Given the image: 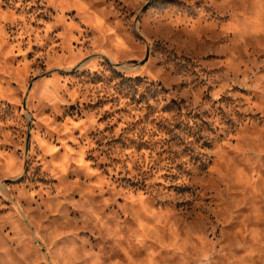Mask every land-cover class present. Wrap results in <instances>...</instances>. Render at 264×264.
Returning a JSON list of instances; mask_svg holds the SVG:
<instances>
[{
  "label": "clouds",
  "instance_id": "obj_1",
  "mask_svg": "<svg viewBox=\"0 0 264 264\" xmlns=\"http://www.w3.org/2000/svg\"><path fill=\"white\" fill-rule=\"evenodd\" d=\"M0 264H264V0H0Z\"/></svg>",
  "mask_w": 264,
  "mask_h": 264
}]
</instances>
